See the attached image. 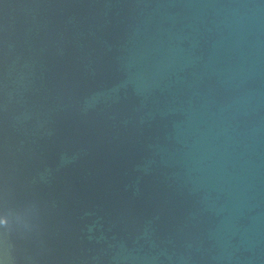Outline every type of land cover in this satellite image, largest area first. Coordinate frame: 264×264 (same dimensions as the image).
<instances>
[{
	"label": "water",
	"instance_id": "obj_1",
	"mask_svg": "<svg viewBox=\"0 0 264 264\" xmlns=\"http://www.w3.org/2000/svg\"><path fill=\"white\" fill-rule=\"evenodd\" d=\"M0 260L264 264V0H0Z\"/></svg>",
	"mask_w": 264,
	"mask_h": 264
},
{
	"label": "snow or ice",
	"instance_id": "obj_2",
	"mask_svg": "<svg viewBox=\"0 0 264 264\" xmlns=\"http://www.w3.org/2000/svg\"><path fill=\"white\" fill-rule=\"evenodd\" d=\"M7 223L6 217L0 214V226H3Z\"/></svg>",
	"mask_w": 264,
	"mask_h": 264
},
{
	"label": "clouds",
	"instance_id": "obj_3",
	"mask_svg": "<svg viewBox=\"0 0 264 264\" xmlns=\"http://www.w3.org/2000/svg\"><path fill=\"white\" fill-rule=\"evenodd\" d=\"M7 220V219H6ZM0 264H6V261L0 260Z\"/></svg>",
	"mask_w": 264,
	"mask_h": 264
}]
</instances>
